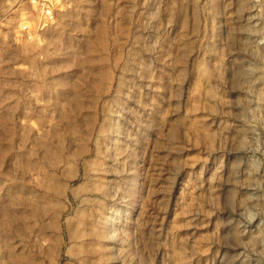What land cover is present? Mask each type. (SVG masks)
Wrapping results in <instances>:
<instances>
[{
  "label": "rangeland",
  "instance_id": "374dc122",
  "mask_svg": "<svg viewBox=\"0 0 264 264\" xmlns=\"http://www.w3.org/2000/svg\"><path fill=\"white\" fill-rule=\"evenodd\" d=\"M0 264H264V0H0Z\"/></svg>",
  "mask_w": 264,
  "mask_h": 264
}]
</instances>
